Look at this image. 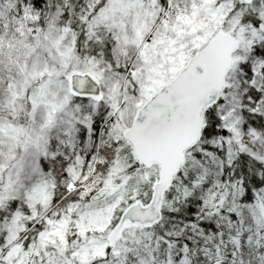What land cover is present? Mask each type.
I'll list each match as a JSON object with an SVG mask.
<instances>
[{
    "label": "snow or ice",
    "instance_id": "6c2138e0",
    "mask_svg": "<svg viewBox=\"0 0 264 264\" xmlns=\"http://www.w3.org/2000/svg\"><path fill=\"white\" fill-rule=\"evenodd\" d=\"M0 264H264V0H0Z\"/></svg>",
    "mask_w": 264,
    "mask_h": 264
}]
</instances>
